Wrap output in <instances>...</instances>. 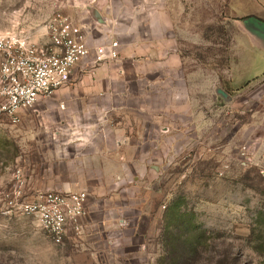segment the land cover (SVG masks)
I'll use <instances>...</instances> for the list:
<instances>
[{
    "label": "rangeland",
    "instance_id": "obj_1",
    "mask_svg": "<svg viewBox=\"0 0 264 264\" xmlns=\"http://www.w3.org/2000/svg\"><path fill=\"white\" fill-rule=\"evenodd\" d=\"M91 4L0 0V37L43 43L44 25L55 12L86 25ZM197 4L180 5L175 17L191 76L192 115L199 108L201 116L187 119L186 127L184 119H170L173 130L163 136L162 155L142 185L130 178L115 190H87L90 210L82 230L61 244L34 220L0 211V264H167V245L179 238L180 247L189 242L203 249L209 264L224 256L232 264H264V40L234 25L222 1ZM69 128L55 124L47 104L24 113L18 124L0 118V202L18 169L29 196L66 192L55 184L69 179L71 158L59 155L55 137L66 138ZM114 197L132 203L123 214L127 225L105 212L114 208L110 202L95 206ZM140 201L143 216L136 222L132 207Z\"/></svg>",
    "mask_w": 264,
    "mask_h": 264
},
{
    "label": "crops",
    "instance_id": "obj_2",
    "mask_svg": "<svg viewBox=\"0 0 264 264\" xmlns=\"http://www.w3.org/2000/svg\"><path fill=\"white\" fill-rule=\"evenodd\" d=\"M188 1L192 0H92L93 5L87 7L91 45L118 41L120 57L94 71L90 57L74 68L70 85L37 104L54 108L55 124L70 127L66 138L55 137L59 155L71 158L69 179L57 182L55 188L66 192L115 190L130 178L142 185L148 172L156 168L151 162L162 155L163 136L173 130L170 119H184L186 127L187 119L201 116L199 108L192 115L191 76L176 36L175 15ZM199 1L202 6L204 0ZM220 1L233 24L248 38H255L246 22H264V0ZM90 10H96L103 23ZM106 202L114 208L105 212L112 219L121 217L120 224L127 225L123 214L132 203L114 197L99 199L95 206L105 207ZM132 208L139 213L138 222L143 216L142 201ZM89 210L90 194L88 215Z\"/></svg>",
    "mask_w": 264,
    "mask_h": 264
},
{
    "label": "built area",
    "instance_id": "obj_3",
    "mask_svg": "<svg viewBox=\"0 0 264 264\" xmlns=\"http://www.w3.org/2000/svg\"><path fill=\"white\" fill-rule=\"evenodd\" d=\"M44 31L43 43L18 35L0 37V118L14 124L40 100H49L70 85L80 63L93 57L94 71L120 57L118 41L91 45V29L63 11L55 12ZM25 190L26 181L18 169L13 186L2 194L3 215L34 220L57 244L81 232L88 215V192L47 191L29 196Z\"/></svg>",
    "mask_w": 264,
    "mask_h": 264
},
{
    "label": "trees",
    "instance_id": "obj_4",
    "mask_svg": "<svg viewBox=\"0 0 264 264\" xmlns=\"http://www.w3.org/2000/svg\"><path fill=\"white\" fill-rule=\"evenodd\" d=\"M180 245L181 238H179L175 245L173 243L167 245V264H209L204 259L203 249H200L199 246L191 249V245L193 244L189 242L186 244V247H180ZM215 264H232V261H228V257L224 256L219 258Z\"/></svg>",
    "mask_w": 264,
    "mask_h": 264
},
{
    "label": "water",
    "instance_id": "obj_5",
    "mask_svg": "<svg viewBox=\"0 0 264 264\" xmlns=\"http://www.w3.org/2000/svg\"><path fill=\"white\" fill-rule=\"evenodd\" d=\"M90 12L96 21H98L99 23H103V21H101L99 13L96 10H90ZM246 28L252 33V35L264 40V23L249 19L246 22Z\"/></svg>",
    "mask_w": 264,
    "mask_h": 264
}]
</instances>
